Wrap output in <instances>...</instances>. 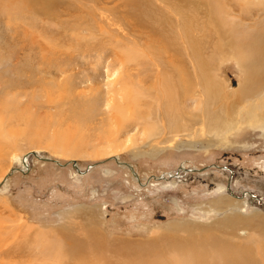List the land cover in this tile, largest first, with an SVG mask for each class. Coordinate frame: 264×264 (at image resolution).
Listing matches in <instances>:
<instances>
[{"label":"rangeland","instance_id":"1","mask_svg":"<svg viewBox=\"0 0 264 264\" xmlns=\"http://www.w3.org/2000/svg\"><path fill=\"white\" fill-rule=\"evenodd\" d=\"M37 1L46 14L0 7V106L7 98L18 104L10 121L0 123L9 133L7 143L0 139V264H150L159 253L171 264L183 258L182 249L204 247L208 236L220 249L229 242L247 254L236 263L264 264V122L243 114L232 128L207 126L205 91L189 56L194 86L180 99L183 127L171 130L161 119L166 98L156 96L158 73L148 65L150 56L165 53L146 51L150 31L136 27L142 11L129 18L122 0ZM150 1L171 15L178 41V1ZM188 1L183 15L195 18L191 43L202 48L210 78L232 101L245 72L231 44L264 34V0H224L218 13H211L210 0ZM15 26L50 27L58 63L14 41ZM128 92L140 103L132 114L123 107V120L116 101L125 105ZM251 96L239 106L256 101ZM221 200L226 207L215 208ZM231 213L239 222L218 227ZM90 228L105 236L102 246ZM67 234L85 241L82 262L65 247Z\"/></svg>","mask_w":264,"mask_h":264},{"label":"bare ground","instance_id":"2","mask_svg":"<svg viewBox=\"0 0 264 264\" xmlns=\"http://www.w3.org/2000/svg\"><path fill=\"white\" fill-rule=\"evenodd\" d=\"M176 1H178V7H179L178 11H180V15H181L179 16V18L175 19V21H177L179 24V30L177 29L180 34V36H178L179 37L178 41H177V36H176V31H175L176 27L172 24L173 19L171 18V15H169L166 12V10L159 9L162 12L157 10L155 7H153L150 0H145L146 3L144 2V0H122V6L129 8V18H131L133 14L135 15V11H136V14H138L139 11H142L139 15L140 19H138V24L136 27H140L143 29H149L150 31L149 35L151 38L150 39L151 42H150V45L147 46L146 51H149L153 55V53L157 51L160 52L161 48L164 49L163 53H165V56L163 57L159 56V59L155 56H150L151 62L148 63L149 66L153 67V69L150 71H154V72L156 71L158 73L157 76L159 77L158 83L155 85L156 86L155 88L157 89V92H158L156 96L161 97L162 99L166 98L165 101L162 102V105H160L163 111L161 119L164 117L168 118L170 122L169 128H171V130L178 131L179 129L183 127L182 122H181L182 112L180 110L181 108L179 107V104H180V99L182 97L187 98L186 96L189 93L188 91L193 85V82L191 81V78H190L191 72L189 73V70H188L189 68L187 65L189 61L188 57L192 56L193 61L195 63L196 76L198 77L199 83L201 84L199 86H202L203 90L205 91L206 99L203 101L202 110L204 111L203 115H204V118H206L205 122L207 123V126L213 129H218L219 127L221 128L226 127L225 129H229L235 126L236 124H238V122L242 119L240 117L243 114H245V116H242V117L247 118L249 122L250 121L252 122L255 120L264 122V99L261 98V97H264V34L258 33V35L251 34L250 36L247 35L246 37L240 36L239 38H237L235 42H233V44H231V54H233L237 58V60L242 64L241 67H243L244 69V72H245L244 81L245 82L243 83V85H241L240 92L238 93L237 96L235 95V98L232 101H228V100L225 101L226 98H225V94L223 92L222 86L220 85V83H217L214 80H212L209 76L211 67L209 63L204 60V57L199 52V50L202 48H199L198 46L196 47L195 45H192L191 43V40H190L191 34H190V29L188 28V26L194 24L193 23L194 17L192 16L193 17L192 18L191 15H188L189 17H185L183 15L185 14L186 11H188L189 1L188 0H176ZM210 1H211V4L209 3L210 4L209 9L211 10V13L222 12V9L224 7L223 5L224 0L221 2L218 0H210ZM87 3H90V2H87ZM0 4H1L0 7L6 8V10L9 13H12V12L14 13L16 9H19V12H22L23 11L22 9H28L32 11L33 13H40V14L45 13V12L47 13L46 6L43 5L42 2L39 3L37 0H3V1H0ZM199 4L198 6H200ZM86 6H89V5H86ZM208 13H210V11ZM218 23L220 24V22ZM28 27L21 26L19 28V26L18 27L15 26V28L13 29V33L11 34V37L16 42L17 41L20 43L22 42L23 46H33L32 48L39 47L42 51L46 52L45 54L46 56L51 55L52 57H55V63H58L57 60H58V57H60V53L57 52V50L55 49V46H54L55 43H53L55 38L51 37L53 35L52 33L53 30L50 27H45V26H37L38 28L40 27V29H38L36 26H33L34 29H32V27L30 28ZM47 32H50L48 36L50 38V41H48L47 37L44 36V35H47ZM156 41H160L158 45L154 44V42ZM177 42L180 44V46L178 45ZM150 53L149 55H151ZM247 53L250 56L249 61L244 60L246 59L245 57H248L246 55ZM222 58L224 59V57ZM222 58L220 57V59ZM120 90H122V88ZM5 94H8V93H5ZM251 95L257 98L256 101L253 99L254 102H250L246 106L240 105L241 106L240 108L239 106L240 102L243 99H245V97L247 98L248 96H251ZM137 96L138 95L134 96L131 92H128L126 95H122V98L125 100V103L127 105L126 104H125L126 106L123 105L122 104L123 101H120V102L116 101V103H118L117 107H115V110L117 111L114 110L117 113L116 115L121 116V119L123 120L125 119L126 112L123 109V107H125L126 109H129L132 114L131 109L133 110L135 107L134 105L137 103H140ZM14 102H15L14 99H12L11 101L9 100V98H7V103L4 106L2 103V106H0V111H1L0 113H2L3 111L4 116L3 117L0 116V123L5 125L13 117V114L12 115L8 114V112L10 113V111H13V110L15 111V108H17L15 105H18V104ZM215 106L219 107V111H214ZM22 113H19L20 118H21ZM149 113H153V110ZM146 117H147L146 115L138 116V118H146ZM4 121H7V122L5 123ZM8 134L9 133H6V131L3 128L0 129V139L4 138L3 143H7L5 141V137ZM1 141L3 140L1 139ZM224 202L225 200L216 201L214 204L215 208L218 209L221 207H226V205L223 204ZM239 216H238V213H231L230 215H226L224 218H222V220H220L217 223V225L218 227L220 226L222 227L231 226L232 227L234 223L236 224L239 222L240 220ZM94 218L93 217L91 218L92 221H94L93 220ZM248 223L252 224V221H248ZM180 226H182L183 228H187L188 230L192 229V227L188 223H183ZM167 227L168 229H176L179 227V224L168 223ZM89 233L96 234L98 236L97 238L98 243H99L98 246H102L101 239L103 240L105 236L99 233L98 231H95L94 228L93 230L92 229L89 230ZM62 239L63 241L67 243L65 247L68 250H72L73 256L76 259V261L80 260L82 262V260L86 257L85 253H87V251H85L86 250L85 241L80 242L76 238V236L73 234H67ZM192 241H196V243L198 242V240H192ZM204 244L205 245L202 248H196V245H195V248H192L191 246L190 248L182 249L180 253L184 255L183 258L177 259L171 264H210L212 261H215V260L223 261L225 264H234L236 262H242V261L244 263L245 258L247 257L246 253H244L242 250H239L238 248H236L229 242H225L223 247L220 249V247H217L221 245L217 244L216 237L214 238L209 237V236L206 237ZM172 247H174L175 250L179 249L178 245L177 246L173 245V243H172ZM218 249H220V251H218ZM163 257L164 256L162 253L156 254L153 261L150 262V264H165L166 262L164 261ZM88 263L90 264V262ZM131 264H136V263L131 262ZM139 264H147V263L145 260H141L139 261Z\"/></svg>","mask_w":264,"mask_h":264},{"label":"water","instance_id":"3","mask_svg":"<svg viewBox=\"0 0 264 264\" xmlns=\"http://www.w3.org/2000/svg\"><path fill=\"white\" fill-rule=\"evenodd\" d=\"M72 164H73L74 166H76V163H75V162H72Z\"/></svg>","mask_w":264,"mask_h":264}]
</instances>
